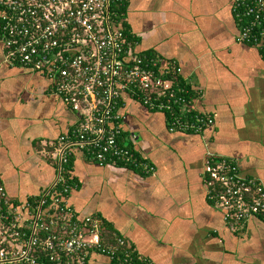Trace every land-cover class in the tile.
Segmentation results:
<instances>
[{"label": "crops", "instance_id": "0c3cea01", "mask_svg": "<svg viewBox=\"0 0 264 264\" xmlns=\"http://www.w3.org/2000/svg\"><path fill=\"white\" fill-rule=\"evenodd\" d=\"M232 0H128L123 26L138 51L178 62L214 116L202 135L170 133L164 116L134 102L125 128L153 176L99 166L75 153L68 203L122 236L138 264H264V219L230 228L207 200L208 154L235 158L264 185V57L236 41ZM126 28V27H125ZM74 114L38 74L3 62L0 43V184L16 204L37 197L54 177L55 140ZM93 264H108L92 253ZM136 263V264H137ZM135 264V263H134Z\"/></svg>", "mask_w": 264, "mask_h": 264}, {"label": "built area", "instance_id": "2783aa9c", "mask_svg": "<svg viewBox=\"0 0 264 264\" xmlns=\"http://www.w3.org/2000/svg\"><path fill=\"white\" fill-rule=\"evenodd\" d=\"M127 1L0 0L3 62L43 77L74 114L50 154L54 177L37 197L16 204L0 184V264H93L92 253L108 264H134L139 258L122 236H104L99 217L79 218L68 203L70 160L80 153L99 166L153 176L154 164L125 128L128 102L162 114L170 133L200 136L214 125L177 61L137 50L123 26ZM231 10L236 41L264 51V0H232ZM203 181L230 228L264 216V185L235 158L208 154Z\"/></svg>", "mask_w": 264, "mask_h": 264}, {"label": "trees", "instance_id": "16d2710c", "mask_svg": "<svg viewBox=\"0 0 264 264\" xmlns=\"http://www.w3.org/2000/svg\"><path fill=\"white\" fill-rule=\"evenodd\" d=\"M126 8L124 7L123 9H122V11L123 12H125L126 10H125ZM123 24H125L124 22H123ZM125 27H126V30H129L128 29V27L125 25ZM135 40V39H134ZM260 52H261V54H262V56L264 57V51H262V50H259ZM72 159H73V157H72ZM72 159L70 160V163H69V170H70V177H71V161H72ZM53 167H54V164H53ZM121 167V166H120ZM127 169H129V168H127ZM54 170H55V167H54ZM129 170H131V171H133V172H136V171H134V170H132V169H129ZM137 173V172H136ZM139 174V173H138ZM72 178V177H71ZM72 180V179H71ZM47 187V186H46ZM45 187V188H46ZM44 188V189H45ZM43 189V190H44ZM207 200H208V202L211 204V206H213V203H212V201H210L208 198H207ZM256 218H263L264 219V216H255ZM255 217H253V218H255ZM113 232V231H112ZM111 232V228L109 227V224H106L105 223V221H104V227H103V234H104V236H106V237H109L110 236V233H112ZM137 262H135V264H136ZM138 264V263H137Z\"/></svg>", "mask_w": 264, "mask_h": 264}, {"label": "rangeland", "instance_id": "374dc122", "mask_svg": "<svg viewBox=\"0 0 264 264\" xmlns=\"http://www.w3.org/2000/svg\"><path fill=\"white\" fill-rule=\"evenodd\" d=\"M22 69V68H21ZM32 73V72H31ZM34 74V73H33Z\"/></svg>", "mask_w": 264, "mask_h": 264}]
</instances>
